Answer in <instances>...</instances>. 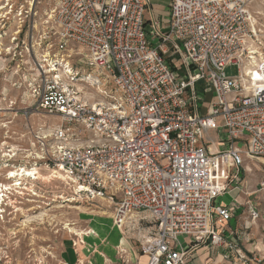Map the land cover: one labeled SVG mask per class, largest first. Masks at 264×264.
<instances>
[{
	"label": "built area",
	"instance_id": "1",
	"mask_svg": "<svg viewBox=\"0 0 264 264\" xmlns=\"http://www.w3.org/2000/svg\"><path fill=\"white\" fill-rule=\"evenodd\" d=\"M40 3L0 6V52L12 55L14 86L25 83L32 98L8 109L50 119L32 130L27 150L2 135L0 185L37 180L11 176L25 162L42 163L82 203L115 204L120 228L134 212H148L153 231L140 243L147 264H188L208 239L234 249L219 226L234 206L215 201L242 188L246 159L264 158V26L249 0H170L166 22L145 17L149 0ZM229 65L239 74L228 76ZM209 92L216 100L202 113ZM220 131L227 139L210 143ZM10 191L0 215L18 207Z\"/></svg>",
	"mask_w": 264,
	"mask_h": 264
},
{
	"label": "rangeland",
	"instance_id": "2",
	"mask_svg": "<svg viewBox=\"0 0 264 264\" xmlns=\"http://www.w3.org/2000/svg\"><path fill=\"white\" fill-rule=\"evenodd\" d=\"M6 1L0 0V6ZM169 3L170 0H150L145 17L153 15L154 18L166 22L169 16ZM50 4L51 0H41L38 5L40 9H46ZM249 4L259 26H264V0H249ZM0 53H2L0 70L3 67L7 72L3 73V77H6L4 79L1 78L0 71V107H3L0 111V139H4L2 135L6 133L9 146L21 141L24 150H27L34 147L31 143L32 130L43 121L50 122V119L46 120L47 117L41 115H33L27 119L21 112L16 113L8 109L12 105L21 108L32 98L25 83L21 89L14 86L19 79L17 75L11 73L14 72L10 67L12 55L5 58V52ZM17 55L19 56V49ZM85 70L88 71L89 67H85ZM225 72L228 76H235L239 74L240 67L229 65ZM79 87L83 88L81 85ZM86 87L95 97L106 100L91 86ZM5 88L7 91L3 96L1 92ZM215 100L211 92L206 93L201 112L207 113ZM13 101L17 103L12 104ZM44 129L48 130V127ZM211 138L210 143L217 138L226 140L227 134L224 131H220L219 135L213 132ZM30 162L33 164V161ZM25 164L26 168L37 167L35 165L30 167L29 162ZM40 164L42 163L38 165L40 168L37 167L39 172L49 173V169ZM239 182L242 185L241 189L238 185L234 189L230 186L229 189L232 190L219 196L215 201L216 204L234 206L232 219L219 226L226 243H235L236 247L229 250L226 245H214L208 239L197 248L202 255L208 253L209 259L215 264H264V158L246 159L245 167L239 175ZM16 188L12 186L11 192L14 193L13 197L17 200L16 205L19 209L16 207L12 211L13 209L7 208L0 215V264H82L81 261H84V264H96L93 261L94 254L99 253L102 246L108 248L109 255H112L110 258L112 261H108V264H140V243L144 236L153 231L148 212H134L120 228L114 222L115 204L106 200L82 203L61 179L39 178L34 181L27 179L23 187ZM253 209L259 212L258 218H253L251 212ZM66 223L70 226H66ZM66 227L80 231L92 230L94 233L79 238ZM101 231L105 235L100 238ZM115 234L116 238L120 237L119 240L125 241L122 243L115 241ZM90 236L98 238L92 240ZM179 239L186 245L184 235ZM225 253L229 254L226 259L223 257ZM197 257L194 256L193 261L188 264H200Z\"/></svg>",
	"mask_w": 264,
	"mask_h": 264
},
{
	"label": "bare ground",
	"instance_id": "3",
	"mask_svg": "<svg viewBox=\"0 0 264 264\" xmlns=\"http://www.w3.org/2000/svg\"><path fill=\"white\" fill-rule=\"evenodd\" d=\"M252 70V72L254 73V74H258L257 73V71H255L254 69H251ZM78 87H79V85H78ZM79 88H81V87H79ZM82 89V88H81ZM214 147V146H213ZM33 167V166H32ZM39 168H37V167H33L32 169H30V168H26V165H24V167H22V169H21V174L20 173H18V172H16V171H14L13 173H12V176L11 177H14V176H18V175H21L20 176V178H27V177H30L31 175H34V177L32 178V179H44V180H49V179H54V178H58V179H61L60 178V173H58L55 169H49V173H47V174H42V173H40L39 172V170H38ZM48 169V168H47ZM26 175V176H25ZM19 178V179H20ZM14 186H16V185H14ZM0 199L2 198V197H4L5 196V194H4V192H5V189H10L11 191L13 190L12 189V186L11 187H8V188H3L2 187V185H0ZM17 188H21V186L20 187H18V186H16ZM16 188V189H17ZM7 192L8 194L10 193V194H12V192ZM2 192V193H1ZM18 192V191H17ZM103 213H105V212H103ZM66 226H70V224L69 223H66ZM67 228V227H66ZM68 229V228H67ZM69 230V232L70 233H73L74 235H76V236H78L79 238H83V236L84 235H86V236H89L90 235V233H94V231H92V230H90V231H80V230H78V229H75V228H69L68 229ZM82 242V241H81ZM84 242V241H83Z\"/></svg>",
	"mask_w": 264,
	"mask_h": 264
},
{
	"label": "crops",
	"instance_id": "4",
	"mask_svg": "<svg viewBox=\"0 0 264 264\" xmlns=\"http://www.w3.org/2000/svg\"><path fill=\"white\" fill-rule=\"evenodd\" d=\"M149 2H150V0H149ZM214 146V147H213ZM212 148L213 149H215L216 148V145H212ZM116 230V229H115ZM115 233H116V231H115ZM101 235H99L100 236V238L102 237V236H104L105 235V233H103L102 231H101V233H100ZM87 237V236H86ZM92 236H90V238H91ZM98 237H96V238H91L92 240H95V239H97ZM120 238V237H119ZM119 238L117 237L116 238V234H115V241L116 240H118V242H120V243H122V242H124L125 240H119ZM191 257H190V259H189V263L191 262V261H193V257L194 256H198L197 258H198V261H199V263L200 264H205L206 262H207V260H206V258L209 256V254L207 253V254H205V255H202L201 253H200V249L199 248H194L193 250H191ZM110 253H109V250H108V248H106L105 246H102V248H101V251H99V253H95L94 254V259H93V261L94 262H96V264H108L107 262L108 261H112L110 258L112 257V255L110 256L109 255ZM88 258V257H87ZM90 261L92 262V260L90 259ZM147 261H148V257H147V255H144V254H141L140 256H139V263L140 264H147ZM82 262V264H84L83 262L84 261H81Z\"/></svg>",
	"mask_w": 264,
	"mask_h": 264
}]
</instances>
